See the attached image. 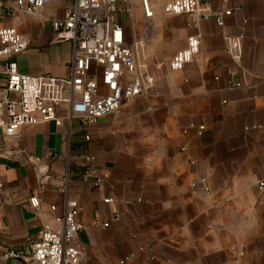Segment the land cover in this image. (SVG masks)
Listing matches in <instances>:
<instances>
[{
    "label": "crops",
    "instance_id": "crops-1",
    "mask_svg": "<svg viewBox=\"0 0 264 264\" xmlns=\"http://www.w3.org/2000/svg\"><path fill=\"white\" fill-rule=\"evenodd\" d=\"M14 1L0 0V27H14L27 46L9 59L24 74L68 77L72 45L55 41L51 28L66 3L14 12ZM166 1L151 0L149 21L140 0L116 18L128 44L142 42L137 60L154 77L144 93L89 126L73 120L70 132L66 118L24 125L14 136L0 126V264H34L3 255L30 256L40 228L59 226L65 198L81 207L73 244L85 264H264V0H199L205 16L167 14ZM194 34L199 52L169 71ZM239 34L235 61L226 37ZM5 60L3 121L4 101L15 96L4 87Z\"/></svg>",
    "mask_w": 264,
    "mask_h": 264
},
{
    "label": "built area",
    "instance_id": "built-area-1",
    "mask_svg": "<svg viewBox=\"0 0 264 264\" xmlns=\"http://www.w3.org/2000/svg\"><path fill=\"white\" fill-rule=\"evenodd\" d=\"M51 1L15 0L13 10L33 12ZM63 1L66 3V15L53 19L51 28L55 41H66L72 45L70 74L66 78L20 72L16 62L9 57L23 51L27 42L14 27H0V59H6L4 87L15 95L4 101L7 120L0 119V126L7 136L16 135L24 125L51 120L60 125L63 118L69 122V132L73 130V120L89 126L103 116L117 113L125 103L144 93L154 82L153 75L137 60L135 47L142 46V42H137L136 46L128 44L124 27L116 19L127 10L129 0ZM140 5L144 19L149 21L153 17L151 0H140ZM208 9V4L199 0H168L163 4L167 14L205 16ZM224 13L230 14L231 11L225 10ZM216 21L219 25L223 23L221 15H217ZM241 38L240 34L226 37L225 49L235 61L241 58ZM200 41L198 34L188 36L185 47L168 61L169 71H177L192 61L199 52ZM93 64L99 67L98 71L91 70ZM202 128L200 126L199 129ZM85 159L91 162L94 157ZM258 189L264 190V176L258 180ZM28 202L32 209L38 211V195H30ZM80 209L77 200L65 198L64 210L56 218L59 226L45 224L40 228L38 237L31 243L30 256L10 249L4 253L3 259L13 257L34 264H85L81 250L73 244L83 226L78 219ZM124 263L125 260H121L117 264Z\"/></svg>",
    "mask_w": 264,
    "mask_h": 264
}]
</instances>
